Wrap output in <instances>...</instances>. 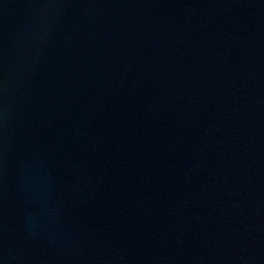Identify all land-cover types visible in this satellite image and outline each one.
Returning a JSON list of instances; mask_svg holds the SVG:
<instances>
[{
	"label": "water",
	"instance_id": "95a60500",
	"mask_svg": "<svg viewBox=\"0 0 264 264\" xmlns=\"http://www.w3.org/2000/svg\"><path fill=\"white\" fill-rule=\"evenodd\" d=\"M0 264H264V0H0Z\"/></svg>",
	"mask_w": 264,
	"mask_h": 264
}]
</instances>
